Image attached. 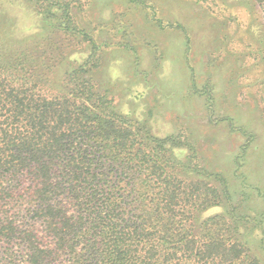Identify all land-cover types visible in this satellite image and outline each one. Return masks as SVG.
<instances>
[{"label":"trees","instance_id":"obj_1","mask_svg":"<svg viewBox=\"0 0 264 264\" xmlns=\"http://www.w3.org/2000/svg\"><path fill=\"white\" fill-rule=\"evenodd\" d=\"M56 9L45 17L63 31ZM3 35L0 264H262L232 213L243 199L196 163L188 139L119 112L93 83L96 66L68 67L64 43L78 34ZM220 205L233 210L200 218Z\"/></svg>","mask_w":264,"mask_h":264},{"label":"rangeland","instance_id":"obj_2","mask_svg":"<svg viewBox=\"0 0 264 264\" xmlns=\"http://www.w3.org/2000/svg\"><path fill=\"white\" fill-rule=\"evenodd\" d=\"M54 2L60 5L0 0L3 39L78 34L64 43L68 67L96 66L89 75L119 112L148 120L160 138L188 139L196 163L243 199L232 213H241L242 239L264 264V7L252 0ZM56 7L70 20L63 31L45 17V9L61 14ZM185 148L177 150L184 162ZM227 210L211 207L200 218Z\"/></svg>","mask_w":264,"mask_h":264}]
</instances>
